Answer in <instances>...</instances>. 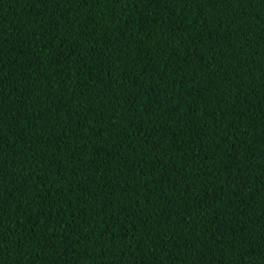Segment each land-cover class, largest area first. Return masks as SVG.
Segmentation results:
<instances>
[{"label": "trees", "instance_id": "obj_1", "mask_svg": "<svg viewBox=\"0 0 264 264\" xmlns=\"http://www.w3.org/2000/svg\"><path fill=\"white\" fill-rule=\"evenodd\" d=\"M0 264H264V0H0Z\"/></svg>", "mask_w": 264, "mask_h": 264}]
</instances>
